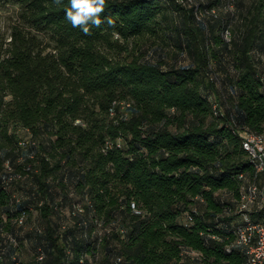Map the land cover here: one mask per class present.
<instances>
[{"label": "trees", "instance_id": "16d2710c", "mask_svg": "<svg viewBox=\"0 0 264 264\" xmlns=\"http://www.w3.org/2000/svg\"><path fill=\"white\" fill-rule=\"evenodd\" d=\"M9 2L18 21L0 56V169L9 159L21 176L0 186V226L17 242L2 264H244L225 247L254 174L239 132H264L251 54L264 48V0H234L235 15L215 12L233 0H106L90 35L66 19L68 0ZM175 11L190 61L142 60L136 39Z\"/></svg>", "mask_w": 264, "mask_h": 264}, {"label": "built area", "instance_id": "2783aa9c", "mask_svg": "<svg viewBox=\"0 0 264 264\" xmlns=\"http://www.w3.org/2000/svg\"><path fill=\"white\" fill-rule=\"evenodd\" d=\"M176 1L186 3L191 0ZM213 10L211 9V11ZM224 35L226 38L229 37L227 29L224 30ZM25 131L29 136V131ZM239 137L241 146L246 151L252 164L254 174L252 180L242 183L240 187L239 197L234 208V213L240 216V221L233 229L234 240L225 249L230 251L233 246L239 247L245 255L244 264H264V221L252 216L253 213L259 212H262V216H264V132L256 133L243 130L239 132ZM119 145L120 143L117 141V146ZM20 176V173L15 172L9 159H5L0 169V186L5 187L13 179ZM238 176L243 178L244 175L239 173ZM131 207L135 212H139L132 202ZM23 219V215H20L17 218L18 223H22ZM0 237L3 239L0 242V264H2L4 254L8 248H15L17 242L14 234L2 229L1 226ZM43 256L44 252L40 247H37L35 260L40 261ZM11 258L16 260V254L13 253Z\"/></svg>", "mask_w": 264, "mask_h": 264}, {"label": "rangeland", "instance_id": "374dc122", "mask_svg": "<svg viewBox=\"0 0 264 264\" xmlns=\"http://www.w3.org/2000/svg\"><path fill=\"white\" fill-rule=\"evenodd\" d=\"M159 3H163L164 0H157ZM236 1V0H235ZM244 5H248L250 0H242ZM214 8V7H213ZM239 7L233 3L225 4L221 7L218 6V9L215 12L223 14L224 10H230L234 15L238 12ZM18 7L14 3H6L2 6L0 3V56L1 58L6 56L4 55L5 49L7 48V42L10 40V28L13 23L18 21L17 17ZM175 11L174 14L167 15L165 19L159 18V25L154 34H142L139 38L136 39L135 48L141 49L143 52L142 60L154 61L157 57L161 56L165 59L173 62L175 67L186 65L190 61V56L186 49H181L180 46L176 45L175 42V29L174 27L180 22V17ZM198 21L202 23V20L206 19L207 13H205L201 8L197 10ZM204 24V23H202ZM27 29H30L27 27ZM32 33L37 34L39 38L46 42L49 40L47 33H42L30 29ZM218 31V30H217ZM134 42V41H133ZM131 42V46L134 45ZM47 47L45 51L49 50ZM137 53V52H136ZM251 54L257 59L259 65V72L264 76V48H255L251 51ZM46 137V135H45ZM1 143L7 144L5 138H0ZM31 220H34V213H31ZM29 258L28 253L25 251L22 256V261L26 262Z\"/></svg>", "mask_w": 264, "mask_h": 264}, {"label": "clouds", "instance_id": "9594fccd", "mask_svg": "<svg viewBox=\"0 0 264 264\" xmlns=\"http://www.w3.org/2000/svg\"><path fill=\"white\" fill-rule=\"evenodd\" d=\"M63 0H54L57 5ZM69 7L65 9V17L73 28H79L84 35H90V25L100 27L102 13L106 7V0H68ZM111 18H107V24L113 25Z\"/></svg>", "mask_w": 264, "mask_h": 264}]
</instances>
